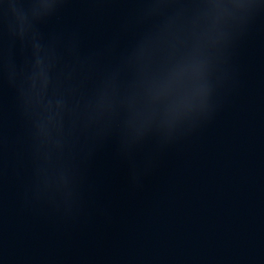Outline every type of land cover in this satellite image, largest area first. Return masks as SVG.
Instances as JSON below:
<instances>
[{
  "label": "water",
  "instance_id": "obj_1",
  "mask_svg": "<svg viewBox=\"0 0 264 264\" xmlns=\"http://www.w3.org/2000/svg\"><path fill=\"white\" fill-rule=\"evenodd\" d=\"M0 264H264V0H0Z\"/></svg>",
  "mask_w": 264,
  "mask_h": 264
}]
</instances>
